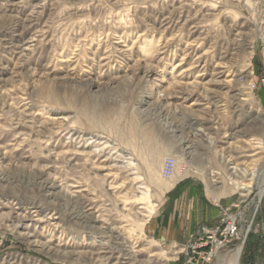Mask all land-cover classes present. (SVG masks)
I'll return each instance as SVG.
<instances>
[{
  "label": "rangeland",
  "instance_id": "1",
  "mask_svg": "<svg viewBox=\"0 0 264 264\" xmlns=\"http://www.w3.org/2000/svg\"><path fill=\"white\" fill-rule=\"evenodd\" d=\"M74 184L98 220L78 219ZM239 248L264 264V0H0V264H235Z\"/></svg>",
  "mask_w": 264,
  "mask_h": 264
},
{
  "label": "bare ground",
  "instance_id": "2",
  "mask_svg": "<svg viewBox=\"0 0 264 264\" xmlns=\"http://www.w3.org/2000/svg\"><path fill=\"white\" fill-rule=\"evenodd\" d=\"M5 2V1H4ZM9 6V5H8ZM14 9V8H13ZM43 10V9H42ZM35 11V10H34ZM182 14V13H181ZM169 15V14H168ZM177 15V14H176ZM186 17V16H185ZM170 18V17H169ZM173 18V17H172ZM190 18V17H189ZM191 19V18H190ZM164 22V21H163ZM177 23V22H176ZM166 24V23H165ZM173 24V23H172ZM197 27H198V25H197ZM165 28H166V26H165ZM32 30V29H31ZM42 33V32H41ZM203 35V34H202ZM240 37V36H239ZM34 38V37H33ZM18 45V44H17ZM192 46V45H191ZM31 47V46H30ZM112 47V46H111ZM163 47V46H162ZM162 49V48H161ZM164 49V48H163ZM28 50V49H27ZM34 50V49H33ZM157 50H159V49H157ZM190 50H192V49H190ZM188 51V50H187ZM193 51V50H192ZM127 52V51H126ZM158 52V51H157ZM166 52V51H165ZM164 52V53H165ZM160 53V52H159ZM112 54V53H111ZM189 54V53H188ZM25 55V54H24ZM29 55V54H28ZM106 55V54H105ZM164 55V54H163ZM124 56V55H123ZM198 61H201V60H198ZM197 62V61H196ZM27 65V64H26ZM196 67V66H195ZM93 68V67H92ZM231 70V69H230ZM76 72V71H75ZM82 72V71H81ZM218 72V71H217ZM227 72V71H226ZM222 73H220L219 75H221ZM229 74V73H228ZM103 75H104V73H103ZM218 76V75H217ZM65 77V76H64ZM72 78V77H71ZM201 78V77H200ZM80 79V78H79ZM183 81V80H182ZM189 81V80H188ZM197 83H194V82H192V83H188L187 85H189V90L190 91H193L194 90V88H195V85H196ZM191 87V88H190ZM176 91V90H175ZM237 91V90H236ZM178 93H181L182 91H180V90H178L177 91ZM177 92H175V93H177ZM181 98V97H180ZM186 98V97H185ZM193 104H198L199 105V103H193ZM200 105H203V104H201V102H200ZM206 105V104H205ZM24 109V108H23ZM38 110V109H37ZM25 111V110H24ZM30 112V111H29ZM36 112V111H35ZM30 114V113H29ZM70 115V114H69ZM31 116V115H30ZM63 116V115H62ZM65 116V115H64ZM33 117H34V115H33ZM51 117V116H50ZM50 117H47L48 119L50 118ZM55 117V116H54ZM68 118V117H67ZM67 118L66 117H58V118H53V119H51L50 120V122H52V124L53 123H58V122H64V121H66L67 120ZM70 118V117H69ZM35 119V118H34ZM35 120H38V119H35ZM45 120V119H44ZM46 121V120H45ZM48 121V120H47ZM45 123H47V122H45ZM15 124V123H14ZM34 124V123H33ZM42 124V123H41ZM50 125V124H49ZM46 126V125H45ZM41 127V126H40ZM38 128V127H37ZM34 129V128H33ZM43 129V128H42ZM44 129H46V128H44ZM54 129V128H53ZM42 132V131H41ZM79 133V132H78ZM41 134V133H40ZM70 134V133H69ZM69 134H68V136H69ZM60 135V134H59ZM82 137V136H81ZM70 138V137H69ZM68 139V138H67ZM83 139V138H82ZM90 139V138H89ZM69 140V139H68ZM83 141V140H82ZM109 143V142H108ZM81 144V143H80ZM79 143H78V145H80ZM88 144V143H87ZM113 147V146H112ZM121 147V146H120ZM70 148V147H69ZM81 148V147H80ZM79 148V149H80ZM108 148V147H107ZM82 149H84V148H82ZM115 149V148H114ZM54 150V149H53ZM87 150V149H86ZM113 150V149H112ZM164 150V149H163ZM85 151V150H84ZM83 151V152H84ZM102 152V151H101ZM162 152H164V151H160L159 153H158V155L159 156H162L163 154L165 155V153H162ZM117 153H118V151H117ZM95 154V153H94ZM105 154V153H104ZM113 154V153H112ZM71 155V154H70ZM80 155V154H79ZM84 155V154H83ZM93 156V155H92ZM105 156H107V155H105ZM97 157V156H96ZM109 157V156H108ZM175 158V165H174V167H177L176 168V172L174 171L173 172V174H174V176H175V178H174V181L175 180H177L178 178H181L182 177V175H183V173L181 174L178 170H179V166L180 165H182V163H184V161L182 160V158H180V156H178V155H175L174 156ZM113 159V158H112ZM100 160V159H99ZM105 161H107L106 159H104ZM89 161V160H88ZM83 162V161H82ZM103 162V161H102ZM73 163H74V161H73ZM104 163V162H103ZM113 163H114V161H113ZM233 163V162H232ZM50 164V163H49ZM101 164V163H100ZM99 164V165H100ZM107 164V163H106ZM106 164H104V165H106ZM110 164V163H109ZM103 165V164H102ZM129 165V164H128ZM184 165V164H183ZM97 168V167H96ZM104 168H108V167H105L104 166ZM232 170H233V173H238V168L236 167V166H232L231 165V167H230ZM42 171H43V173L42 174H39L38 172H34V174L37 176V177H39V178H43L42 176H45L44 174V172H46V171H44V169L41 167L40 168ZM109 169V168H108ZM116 169V168H115ZM142 169V168H141ZM175 169V168H174ZM111 171V170H110ZM114 171V170H113ZM130 171V170H129ZM183 171V170H182ZM116 172V171H115ZM109 173H111V172H109ZM220 173V172H219ZM219 173H217V172H215V171H211V176H212V180L213 181H215V182H218V180L220 179V176H219ZM185 174V173H184ZM100 177V176H99ZM206 179V178H205ZM251 179H253V178H251ZM37 180V179H36ZM43 180V179H42ZM44 185H46V187L48 188V190L49 191H51V193L52 194H55L56 195V188H59L61 185H59L58 184V182L56 181V180H52V179H49V178H46V179H44ZM132 181V180H131ZM76 182V181H75ZM207 182V181H206ZM76 183H78V182H76ZM219 183V182H218ZM124 184H125V182H124ZM68 186V185H67ZM89 186V185H88ZM239 188L240 189H242L243 191H245L247 194H249V193H251V191H252V187L249 185V184H240L239 185ZM56 189V190H55ZM139 189V188H138ZM70 192L68 193L69 194V199L72 201V203H74L75 205H80V207H81V210H80V212H79V218L78 219H81V220H83L84 222H88V221H90V220H98V218H96V216H95V213L92 211L93 210V208H92V206H91V203L90 202H88V201H86L85 200V198H86V193H85V189H81V186H79L78 184H74V185H71L70 186ZM134 195V194H133ZM147 195V194H146ZM142 196L143 195H141V196H139V195H135L134 197H133V201H132V203L133 204H136V203H139L140 201H142ZM146 197V196H145ZM6 199V198H5ZM17 199V198H16ZM66 199V198H65ZM126 199V198H125ZM145 199V198H144ZM13 201V200H12ZM66 201V200H65ZM9 202V201H8ZM24 203V202H23ZM22 204V203H21ZM12 205V204H11ZM20 205V204H19ZM142 205V204H141ZM13 206V205H12ZM23 208V207H22ZM134 208V207H133ZM11 209V208H10ZM17 209V208H16ZM76 209V208H75ZM141 209V208H140ZM22 210V209H21ZM25 210V209H24ZM29 210V209H28ZM26 211V210H25ZM76 211V210H75ZM137 211V210H136ZM156 211V210H155ZM148 212L149 213H151V212H154V208L152 207V205H151V207H149L148 206ZM144 213H146V212H144ZM139 214V213H138ZM29 215H31V214H29ZM142 215V214H141ZM11 216V215H10ZM25 216V215H24ZM144 217H145V215H144ZM21 218V217H20ZM43 218V217H42ZM57 218H59V217H54V216H45L43 219H42V221H47L48 219H57ZM60 219V218H59ZM19 221V220H18ZM24 220H22V222H23ZM60 221V220H59ZM92 222V221H91ZM94 222V221H93ZM144 222H145V220H144ZM25 223V222H24ZM57 223V222H56ZM59 223V222H58ZM47 224V223H46ZM54 224V223H53ZM23 225V224H22ZM26 225V224H25ZM43 225V224H42ZM51 225V224H50ZM44 226H45V224H44ZM29 227V226H28ZM40 227V226H39ZM26 228V227H25ZM2 229V228H1ZM37 233V232H36ZM35 233V234H36ZM34 234V233H33ZM53 234V233H52ZM37 235V234H36ZM39 235V234H38ZM34 238V237H33ZM32 239V238H31ZM47 242V241H46ZM51 245V244H50ZM53 245V244H52ZM55 246H56V244H54ZM40 246V245H39ZM51 247V246H50ZM127 247V246H126ZM98 248V247H97ZM135 248V247H134ZM80 249V248H79ZM102 249V248H101ZM133 249V248H132ZM136 249V248H135ZM138 249V248H137ZM240 249L241 248H239V250H238V252H237V254H236V257H235V264L238 262V257H239V255H240ZM142 250V249H141ZM127 251V250H126ZM125 251V252H126ZM139 252V251H138ZM117 254H118V252H117ZM126 261V260H125ZM133 261V260H132ZM127 262V261H126ZM125 263V262H124ZM137 263V262H136ZM142 264V263H141ZM234 264V263H233Z\"/></svg>",
  "mask_w": 264,
  "mask_h": 264
},
{
  "label": "built area",
  "instance_id": "3",
  "mask_svg": "<svg viewBox=\"0 0 264 264\" xmlns=\"http://www.w3.org/2000/svg\"><path fill=\"white\" fill-rule=\"evenodd\" d=\"M174 165H175V163L173 160L165 163L164 168L162 169L163 176L165 178H171L172 177V174H173L174 168H175ZM224 224L225 225H224V228L221 232V235L223 236V240L227 242L237 235L238 227H237V223L235 221V218L233 216H228V218L224 222ZM215 237H216V234L212 233L211 236L209 235V238H211V239H216ZM211 254H212V252H211ZM210 257H211L210 255H208L206 257V259H205L206 263H204V264L208 263V261L210 260Z\"/></svg>",
  "mask_w": 264,
  "mask_h": 264
},
{
  "label": "crops",
  "instance_id": "4",
  "mask_svg": "<svg viewBox=\"0 0 264 264\" xmlns=\"http://www.w3.org/2000/svg\"><path fill=\"white\" fill-rule=\"evenodd\" d=\"M175 184H176V182H175ZM175 184H174V185H175Z\"/></svg>",
  "mask_w": 264,
  "mask_h": 264
}]
</instances>
